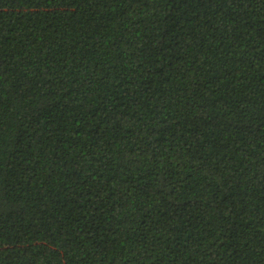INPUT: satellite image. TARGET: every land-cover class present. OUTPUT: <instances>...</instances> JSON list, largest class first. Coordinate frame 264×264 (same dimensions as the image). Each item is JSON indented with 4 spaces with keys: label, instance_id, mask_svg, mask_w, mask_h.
<instances>
[{
    "label": "trees",
    "instance_id": "1",
    "mask_svg": "<svg viewBox=\"0 0 264 264\" xmlns=\"http://www.w3.org/2000/svg\"><path fill=\"white\" fill-rule=\"evenodd\" d=\"M0 264H264V0H0Z\"/></svg>",
    "mask_w": 264,
    "mask_h": 264
}]
</instances>
